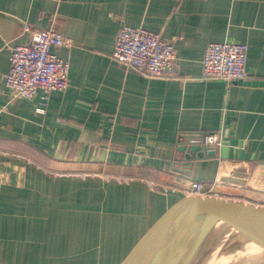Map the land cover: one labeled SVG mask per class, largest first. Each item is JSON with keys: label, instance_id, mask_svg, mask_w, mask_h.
Returning a JSON list of instances; mask_svg holds the SVG:
<instances>
[{"label": "crops", "instance_id": "crops-1", "mask_svg": "<svg viewBox=\"0 0 264 264\" xmlns=\"http://www.w3.org/2000/svg\"><path fill=\"white\" fill-rule=\"evenodd\" d=\"M24 25L71 43L51 48L68 87L45 107L42 90L11 101L2 82ZM123 25L171 43V76L111 59ZM210 42L246 44L248 79H202ZM180 133L218 134L226 156L196 158ZM190 181L264 207V0H0V264H120ZM232 255L264 260L253 243Z\"/></svg>", "mask_w": 264, "mask_h": 264}, {"label": "built area", "instance_id": "built-area-1", "mask_svg": "<svg viewBox=\"0 0 264 264\" xmlns=\"http://www.w3.org/2000/svg\"><path fill=\"white\" fill-rule=\"evenodd\" d=\"M28 41L9 47V67L1 75L9 99H33L43 91L40 105L45 107L48 93L62 92L68 87L69 64L51 52V48L69 47L70 41L55 28L33 29L24 25ZM247 45L238 42L208 43L201 61V78L223 81L228 87L248 79L246 72ZM111 59L117 64L151 78H165L175 71L176 57L170 42L159 33L143 27L121 26L115 37ZM42 111V110H41ZM187 140L207 149H220L223 141L218 134L180 133L178 142ZM153 189L162 186L151 184ZM185 196L211 197L213 184L190 181Z\"/></svg>", "mask_w": 264, "mask_h": 264}, {"label": "water", "instance_id": "water-1", "mask_svg": "<svg viewBox=\"0 0 264 264\" xmlns=\"http://www.w3.org/2000/svg\"><path fill=\"white\" fill-rule=\"evenodd\" d=\"M227 143L221 147L226 156ZM202 147V146H201ZM200 145H189L196 158L215 155ZM223 181L243 185L235 176ZM234 231L224 246L249 241L264 249V207L216 197L183 196L171 204L145 231L120 264H194L216 231Z\"/></svg>", "mask_w": 264, "mask_h": 264}, {"label": "rangeland", "instance_id": "rangeland-1", "mask_svg": "<svg viewBox=\"0 0 264 264\" xmlns=\"http://www.w3.org/2000/svg\"><path fill=\"white\" fill-rule=\"evenodd\" d=\"M213 241V240H212ZM211 241L209 245L202 251L199 259L194 264H264V260L260 258H240L234 260L233 262H226L227 260L225 257H220L219 259H213L215 256H221L225 252H227L230 248L237 246L238 244H230L228 246L214 244ZM227 257L233 256L232 253L226 255ZM212 258V259H211ZM210 259V260H209ZM213 260V261H212ZM224 262V263H223Z\"/></svg>", "mask_w": 264, "mask_h": 264}, {"label": "bare ground", "instance_id": "bare-ground-1", "mask_svg": "<svg viewBox=\"0 0 264 264\" xmlns=\"http://www.w3.org/2000/svg\"><path fill=\"white\" fill-rule=\"evenodd\" d=\"M234 236V231L228 227H221L219 228L214 237H213V245L214 244H218V245H224V243L231 237ZM248 243H252L249 241H243L240 242L237 246H234L232 248H230L227 252H225L224 254H222L221 256H215V258L213 259H219L220 257H225V255L230 254V253H234L238 247H244L246 244ZM254 244V243H253ZM259 247V246H258ZM261 248V247H259ZM262 249V248H261ZM264 252V249H262ZM212 259V258H211ZM210 260V259H209ZM213 261V260H212Z\"/></svg>", "mask_w": 264, "mask_h": 264}]
</instances>
